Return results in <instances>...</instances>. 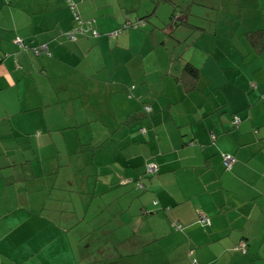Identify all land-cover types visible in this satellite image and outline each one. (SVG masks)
I'll list each match as a JSON object with an SVG mask.
<instances>
[{
    "label": "crops",
    "instance_id": "0c3cea01",
    "mask_svg": "<svg viewBox=\"0 0 264 264\" xmlns=\"http://www.w3.org/2000/svg\"><path fill=\"white\" fill-rule=\"evenodd\" d=\"M73 1L97 36L67 38L64 0H0V264H264V0L202 4L214 27L171 48L161 0Z\"/></svg>",
    "mask_w": 264,
    "mask_h": 264
},
{
    "label": "rangeland",
    "instance_id": "374dc122",
    "mask_svg": "<svg viewBox=\"0 0 264 264\" xmlns=\"http://www.w3.org/2000/svg\"><path fill=\"white\" fill-rule=\"evenodd\" d=\"M64 1H65V3H67L66 0H64ZM214 1L216 2V0H171L170 2L172 3V5L170 2H168L166 0H161V2H158L159 7L156 9V11H154L153 17L156 19V21L158 23L157 26L159 28L160 33L164 32L167 35L165 38V43H166L167 47L171 48V45L173 44L172 41H173V39H175V35H179L180 40L181 41L184 40V43L185 42L189 43L192 39H194L193 38L194 35L199 34V33H197V31L192 30V28L190 26H186V24L183 26L182 25H179V26L174 25L173 19L175 18V16H177L179 21H181L180 19L187 17L186 18L187 22L194 24V25H198V26L202 25L205 27L203 32H208L209 28H211L213 26V21H214L213 19L215 17L214 16L215 14H214L213 10L208 9V8H204L203 6H205V5H202V4L209 5V4H212ZM73 2L76 4L75 1H73ZM154 4L152 5V8H153ZM67 5L70 8L68 3H67ZM76 6H77V4H76ZM163 6H167V7H169V9H167L166 11H161V7H163ZM187 6L191 9L190 10L191 14L188 16H186V7ZM156 14H158V16H159L158 18H156ZM182 14H183V16H182ZM200 16H202L203 19ZM151 17L152 16H150L149 19ZM141 19H143V18H141ZM84 20H86V19H84ZM145 24L147 25V27L146 26L145 27L149 30L150 29L149 26L152 27V25L154 24V21L150 22V20H149V22H148L147 19H145ZM142 27H144V26H142ZM142 27H140V28H142ZM173 30H174V32H172ZM180 33H181V36H180ZM79 35H82V34H77L76 36H79ZM182 46H184L183 43H182ZM182 46L179 47V51H177V49H176V51L174 53V58H176V61H175L176 65H179V63H183V61L181 60V57H182L181 54L184 55L187 52H190L189 49H184V48H182ZM194 46H196L198 48L197 52L199 53V51H200L199 43L194 45ZM183 49H184V51H182ZM159 52L163 53V50L159 49ZM178 54H179V56H178ZM161 64L162 63L160 62L159 73L162 75L163 71L161 70ZM162 69H164V68H162ZM164 70H166V69H164ZM175 72L176 71L174 70V73L171 72L169 75H167V74L164 75L163 80H161V81L165 82L168 80L169 81L173 80V78H174L173 74L175 75L176 74ZM167 86L168 85H166V90L168 88ZM146 106L144 107L145 109H146ZM138 189H142V188H139V186H138ZM64 204L68 205V202H64Z\"/></svg>",
    "mask_w": 264,
    "mask_h": 264
},
{
    "label": "trees",
    "instance_id": "16d2710c",
    "mask_svg": "<svg viewBox=\"0 0 264 264\" xmlns=\"http://www.w3.org/2000/svg\"><path fill=\"white\" fill-rule=\"evenodd\" d=\"M190 10L189 9H186V16L190 15ZM202 17V16H200ZM144 19V18H143ZM203 19V17H202ZM181 21H178V18L176 17L175 20H173L174 22V25H177V24H186L187 26H190L194 31H204V26L200 25H194V24H191L189 22H187L186 19H180ZM200 30V31H199ZM245 35L246 37L250 40V43L252 44L253 46V49L256 51V52H260L262 49H263V46H264V38H263V33L261 31V29H258V30H252V31H247L245 32ZM259 39V41H258ZM182 72L185 73V75H187V77L189 78V84H186V86L192 88L194 87L195 85V80H196V77L198 76V73H199V70H198V67H195L190 61H185L184 64H183V67H182ZM145 111H149L150 110V107L149 106H146V109H144ZM236 118H238V121H236ZM241 121V118L240 116L238 115H233V123L234 125H237L239 122ZM223 153H221V156H222ZM235 160L234 158V155H233V161ZM232 161V163H233ZM149 164V163H148ZM147 164V165H148ZM222 164L224 166L225 169H229V167H226L222 161ZM147 165H146V169H147ZM151 173V172H149ZM138 184H141V183H138ZM137 184V186H138ZM142 184L139 188H142ZM204 216V218L202 217ZM198 221H200L202 224H210L211 223V219L210 217L205 214L203 211H200L199 212V219ZM174 226L178 229H181L183 227V224L181 222H175L174 223ZM247 248H248V242L246 240V238H241L239 239L238 241L234 242L231 249L232 251L234 252H240V253H246L247 252ZM192 261V264H199V262L197 261V259L195 257H193L191 259Z\"/></svg>",
    "mask_w": 264,
    "mask_h": 264
},
{
    "label": "built area",
    "instance_id": "2783aa9c",
    "mask_svg": "<svg viewBox=\"0 0 264 264\" xmlns=\"http://www.w3.org/2000/svg\"><path fill=\"white\" fill-rule=\"evenodd\" d=\"M66 2L69 4L71 11H72V16L74 20V25L71 29L67 30L65 32L67 38L73 40L76 39L77 34H86L88 33L89 36H97L99 34V31L97 29V26L95 24V19H87L84 20L82 19L79 10L76 6V4L72 0H66ZM145 25V21L142 19H136L135 21L131 23H124L123 27H128V28H138L142 27ZM15 43L19 45L21 48H27V46L22 42V40L19 37H16L14 39ZM33 51L36 54H39L41 52H46V47L44 45H40L38 47H34ZM236 121H238V118H236ZM222 161L226 167H229L232 164L233 161V155L229 153H223L222 154ZM147 171L148 172H154L155 171V164L154 163H149L147 165ZM140 187L141 184H138ZM204 218V216H202Z\"/></svg>",
    "mask_w": 264,
    "mask_h": 264
},
{
    "label": "clouds",
    "instance_id": "9594fccd",
    "mask_svg": "<svg viewBox=\"0 0 264 264\" xmlns=\"http://www.w3.org/2000/svg\"><path fill=\"white\" fill-rule=\"evenodd\" d=\"M139 19H141V18H139ZM142 20H144V21H145V19H142Z\"/></svg>",
    "mask_w": 264,
    "mask_h": 264
}]
</instances>
